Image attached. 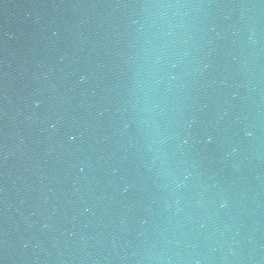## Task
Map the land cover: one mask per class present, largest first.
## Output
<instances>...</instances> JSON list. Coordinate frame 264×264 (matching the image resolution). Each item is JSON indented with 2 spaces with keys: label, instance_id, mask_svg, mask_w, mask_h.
Wrapping results in <instances>:
<instances>
[{
  "label": "water",
  "instance_id": "95a60500",
  "mask_svg": "<svg viewBox=\"0 0 264 264\" xmlns=\"http://www.w3.org/2000/svg\"><path fill=\"white\" fill-rule=\"evenodd\" d=\"M0 264H264V0H0Z\"/></svg>",
  "mask_w": 264,
  "mask_h": 264
}]
</instances>
